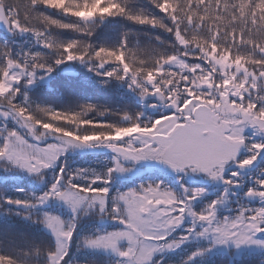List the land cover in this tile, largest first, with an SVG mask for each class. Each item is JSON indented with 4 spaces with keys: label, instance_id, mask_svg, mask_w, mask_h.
<instances>
[{
    "label": "trees",
    "instance_id": "trees-1",
    "mask_svg": "<svg viewBox=\"0 0 264 264\" xmlns=\"http://www.w3.org/2000/svg\"><path fill=\"white\" fill-rule=\"evenodd\" d=\"M0 3L13 30L12 36L0 31V103L18 111L23 108L21 114L28 124L38 133L44 132V136L64 134L55 131L61 129L77 137L98 135L106 144L96 140L90 143L108 146L112 142L105 137L115 131L131 130L134 126L148 131L155 121L175 112L176 109L170 108L174 102L181 109L189 94L201 97L210 89L217 93L222 76L210 57L224 59L254 76L261 74L256 92L246 95L243 102H254L257 110L264 109V0H0ZM67 63L75 66L77 76L62 73ZM10 64L18 66L13 68L15 72L22 69V73L2 91ZM229 71L233 73L235 68ZM154 88L169 97L164 104L166 108H146L142 99L148 101ZM43 124L53 127L45 130ZM21 127L14 114L0 108V147L6 135ZM253 135L245 134L240 161L255 154L252 146L260 139L256 137L253 141ZM130 139L124 137L114 144L133 150L136 144L129 143ZM249 149L252 153L247 154ZM123 160L127 161L121 166L124 171H118L121 176L115 177L116 162L122 163L117 154L89 152L84 148L60 154L55 166L49 167L53 178L49 179L45 173L40 187L27 177L18 178L8 169H0V264L49 263L55 243L53 236L43 230L41 217L44 213H58L64 218L67 215L46 208V212L40 211L39 224L34 214L24 212L23 207L30 208L37 202L58 174L67 183L71 179L72 183L94 191L107 188L105 215L115 222L93 217L76 224L62 264H134L137 254L146 251L147 255V248L155 246L158 248L152 252L149 264H264V249L239 255H236L239 247L214 252L209 233V228L221 229L227 224L229 227L239 213L244 217L240 222L244 233L255 210L263 208L264 200H249L251 197L246 193L249 188L256 191L259 180L264 179V174L257 172L264 169V157L256 170L233 169L212 185L195 182L159 165L135 164L147 169L139 174L128 173L126 169L135 165ZM233 171L238 173L240 187H231L229 201L220 207L223 202L216 190L225 192L224 181ZM149 186L168 190L174 197L173 211L165 214L166 220L173 221L172 226L147 230L149 225L144 232L133 235L131 241L119 243L123 251L133 250L125 257L109 251L98 252L85 244V240L123 229L125 213L110 212L116 198L121 193ZM183 187L186 192L182 193ZM193 190H199V195L194 196ZM25 201L31 204L24 205ZM213 201L217 203L213 205ZM210 205L218 210L216 217L202 221L200 216L207 214ZM187 208L196 213L197 226L188 219L193 216ZM177 217H182L178 223ZM161 236L164 238L160 239ZM254 239L264 240V233H256ZM169 244L173 246L167 247Z\"/></svg>",
    "mask_w": 264,
    "mask_h": 264
},
{
    "label": "rangeland",
    "instance_id": "rangeland-1",
    "mask_svg": "<svg viewBox=\"0 0 264 264\" xmlns=\"http://www.w3.org/2000/svg\"><path fill=\"white\" fill-rule=\"evenodd\" d=\"M176 57H172L171 60L176 61ZM210 60L215 65V67L220 71V76H222V81L219 90H217V93L215 94V91L213 92L211 89L208 93H206L204 96L196 97L195 95L189 94V99L185 103L181 109H179L176 106V102L172 104L170 108L176 109L174 113L166 115L165 118L155 121L153 124H151V127L147 130L137 129L136 126H134L131 130L125 129V131H115L112 135H107L105 137L106 140L112 142V146H119L115 145L114 143H117L118 140H121L124 137L131 138L129 143H134L136 146L132 150L133 153L136 155L146 157L149 159H164L168 160L170 162H175L178 165L181 163L183 166H188V171H190L193 175L197 174V171H193L192 168L196 166L194 163V159H206L208 157H220L226 153V151L230 150V147L232 145L237 146V151L235 152L234 157L229 156L227 160L223 162V167L230 164L233 161L241 162L242 164L245 161H249L248 164H253V161L251 163V159L254 157H257V154L260 151V147H264V132H260L255 127L249 126L245 121L246 119H252L259 122H264V109L257 110L255 106L253 105L254 102L244 103V98L246 95H248L251 92H256L257 87V80L259 79L260 75L254 76L252 73L247 72L242 68L235 65H232L231 63L227 62L224 59L214 58L210 57ZM12 65V66H11ZM15 64H10L8 67V71L4 75V81L2 83V91L7 89L8 86H10L17 78L16 76L18 73H22V69H19V72H15L13 68H15ZM235 68V71L232 73L229 71V69ZM11 70V71H10ZM150 99H142L144 101L146 108H154L157 107L160 108H166L165 102L169 99V97H164L163 93L158 91V89L154 88L151 89V93L149 96ZM155 100V101H154ZM264 101V100H262ZM143 103V104H144ZM145 110V108H143ZM126 116V115H125ZM181 120V121H180ZM180 121V122H178ZM17 127V125H16ZM219 129V139L220 141L228 146L227 148H219L214 143L210 144V137L216 136V130ZM242 129V131H241ZM22 130V131H21ZM21 130H18L16 134L18 136L23 137L25 140L28 141V143L33 145H38L39 147H46L47 145L53 144V145H63L65 141H58L53 142L49 141L47 143H38L34 140H32L28 133L23 130L21 127ZM33 132L36 135H40L36 131V129L32 128ZM165 130H167L165 133H163ZM100 130H97L99 132ZM254 134L253 135V141L254 138L258 137L261 142L260 144H257L252 146V152L256 153V155L248 156L246 160L240 161V156L237 158L240 152L243 151V140L245 134ZM9 135V134H8ZM95 137H98V135H93ZM90 136V137H93ZM7 137V135H6ZM88 137V136H86ZM14 139V138H13ZM104 139V138H103ZM99 138L96 140L98 143H101L105 145V140ZM117 139V140H116ZM259 146V147H258ZM82 150V147L80 146H69L62 154L67 152H74ZM251 150L247 152V154L252 153ZM246 154V155H247ZM241 155V154H240ZM124 159V158H123ZM122 157L119 156V162L120 166L124 165L127 162L124 161ZM119 164L116 162V165ZM55 166V161L49 166ZM115 165V168H116ZM135 165V163H134ZM131 166V165H129ZM136 166V165H135ZM131 166L130 168H127L128 173L130 171L132 174H139L145 171L147 168H143L140 166L136 167ZM49 167H43L38 173H30L26 169L21 168L17 166L11 159H8L7 157H0V169H8L9 172L17 174L16 176L18 178L21 177H27L28 179L34 181L37 187H40V185L43 183L44 178L43 175L47 173L49 175V179L53 178L54 174L50 171ZM219 165L215 162L211 164V171L218 170ZM264 168V167H263ZM243 171H248L243 169ZM258 174H264V169L261 172V169H258ZM199 175L202 177H210L207 172L198 171ZM231 174V173H230ZM114 175V174H113ZM120 174L118 171H116L115 177H118ZM126 174H123L124 177ZM121 176V175H120ZM234 176H229L225 180V185L223 184V187L225 188V192H221L218 189L216 190L218 193H215L218 195V199L223 204L220 205V207H225L228 200V194L230 193L231 183L237 182L239 183L240 178L238 174ZM57 181V179H56ZM54 181V182H56ZM227 181V182H226ZM53 182V183H54ZM33 183V184H34ZM34 184V186H35ZM69 183H67L62 177L60 180V187L62 189L68 188ZM50 188V187H49ZM148 189V188H147ZM157 189V193H151V192H145V189L135 191V195H129V204H125L119 199V196L116 198V205L119 207V212L125 213L126 221L124 222V228L112 232H120V231H127L130 232L131 239H133V235L137 236V233L144 232L141 228H138L135 224H130L131 217L129 216V209L131 207H139V203L143 201L145 205L150 206L151 210H154L158 215L154 217H150L147 214L142 216V219L144 220H152L153 223L156 225L159 224V221H161V226H172L167 224V222L170 220H166V215L168 212H172V202L174 200V197L171 198V203H165V195L166 193H171L168 190L164 189ZM185 187L181 189V192H186ZM262 189L260 186H258L256 192L261 191ZM75 191V190H73ZM130 193V191L125 192ZM89 199L92 198V196H105V208L106 202H107V193H103L99 190L97 191H91L88 194ZM249 200H255V199H261L259 196H250ZM173 199V200H172ZM226 203V204H225ZM264 208V203L262 204ZM48 206V207H46ZM41 207V208H40ZM188 207V206H187ZM43 208V209H42ZM46 208H51L54 212H65V216L67 215V218L62 217L58 213H53L47 215L55 216L60 218L63 221L62 227L65 228V223L68 226L69 223H73L75 226L76 224H79L84 218H98L99 221L102 222H109L114 223L108 215H105L106 209L101 212L99 207L98 200H94L92 202V206H89L88 201L85 200L82 202L79 206H77L76 211L73 212L72 208L62 199L55 198V197H49L47 200H44L43 202H35L33 205L29 207H23L24 212H32L34 214V220H38L40 224V211L46 212ZM188 210V208H187ZM189 211V210H188ZM212 211L213 215L206 219V222L210 221V219H215L216 212H218L217 209H209L207 211V214L204 216H208L209 212ZM110 212H113V210H110ZM78 214L80 217L77 219ZM41 217L42 222V228L45 230V232L50 233L53 236V241L55 243L54 250L49 255V263L53 264V256H63L62 250L58 253L57 243L55 234L53 231L44 223V216ZM239 217H241V214H238ZM189 220H193L194 224L196 226L198 225L196 222V217L190 218L188 216ZM237 220V218H236ZM233 219V221H236ZM172 221V220H171ZM210 225V224H209ZM209 225L206 226L209 228ZM211 226V225H210ZM228 226V224H227ZM222 226L221 229L224 233H227L229 236L238 238L241 235L246 234V230H243L244 233H242V229L240 226V223L229 224V227ZM53 227H56L55 221L53 220ZM75 228V227H74ZM146 228V227H145ZM157 227H148L147 230L154 229ZM211 241L213 243V247L211 249H215L214 252H219V250L223 252H229L234 247H239L240 251L236 253V255H239L241 253L251 252L255 250H263L264 245H258V244H240L237 246L234 244L231 239L226 243H216L214 242V237L219 236L220 232H218V229H211ZM104 235V234H103ZM141 238V235H140ZM129 238H123L121 241L118 242L123 244L124 241H131ZM155 246V245H154ZM153 246V247H154ZM92 249L101 252V251H109L114 252V254H118L116 251H113L111 248L105 249L103 247H94L90 246ZM150 247L151 244H150ZM246 247V248H245ZM120 248V247H119ZM156 248V246L154 247ZM260 248V249H259ZM121 249V248H120ZM144 250V249H142ZM147 250H149L147 248ZM156 251V250H155ZM133 250L131 251V253ZM146 256V251L143 253L136 255V260L134 258V264H149L151 257L146 260L144 257Z\"/></svg>",
    "mask_w": 264,
    "mask_h": 264
},
{
    "label": "snow or ice",
    "instance_id": "snow-or-ice-1",
    "mask_svg": "<svg viewBox=\"0 0 264 264\" xmlns=\"http://www.w3.org/2000/svg\"><path fill=\"white\" fill-rule=\"evenodd\" d=\"M72 57H69L71 59ZM119 59V57H117ZM51 71V69H49ZM20 113L24 112V109L21 108ZM55 115V114H53ZM7 116V114H5ZM249 126L257 128L258 131L264 132V122H257L256 120L252 119H246L245 121ZM37 125L40 124L39 121L36 122ZM27 127L31 130L33 126L31 124H28ZM42 127L45 130L52 129L51 124H43ZM57 132H64V135L66 137H69V139H66L63 145H47L46 147H39L38 145H33L28 143L27 140H25L23 137L18 136L13 130L9 133L7 137L4 138L3 146L0 147V157H7L8 159H11L13 163H15L17 166L26 169L30 173H38L43 167H49L56 159L57 157L62 154L69 146H80L82 144H87L92 140H98L99 137H77L74 133L67 132L65 130L61 129H55ZM242 131V129H241ZM219 132L220 130H216V136L210 137V144H215L219 148H227L228 146L224 145L220 139H219ZM44 132H41L39 136L34 135V139L37 141L40 140L41 136H44ZM14 138V139H13ZM259 147V146H258ZM264 150V147H260V151ZM237 151V146L232 145L230 147V150L226 151V153L220 157H208L206 159H194V163L196 164L195 167L192 168L193 171H203L207 172L212 177H219L221 172L223 171V162L229 158V156L235 155V152ZM142 157L134 156L132 157L133 160H139ZM256 159V157L251 159V163ZM171 166L175 169L178 167L177 163L170 162ZM215 162L219 165L218 170L211 171V164ZM244 163L248 164L249 161H245ZM180 169H183V164L181 163L179 165ZM116 171H124V168L121 167L119 164L116 165ZM63 169H61L62 173ZM112 169L109 170L111 172ZM74 175V174H73ZM235 175V173H233ZM60 180H61V174H58L57 181L52 183L49 190L43 193L41 195L37 202H43L44 200H47L49 197H55L62 199L65 201L73 210V212L76 211L77 206H79L82 202L85 200L88 201L89 206H92V202L94 200H98L100 211L103 212L105 208V196H92L91 199L88 197V193L93 191L92 188H89L87 186H81L75 183H72L71 179L69 180L68 188L62 189L60 187ZM227 182V181H226ZM260 188L262 189L259 192H256L254 189L249 188L246 195L249 196H259L262 200H264V179L259 180ZM75 190V191H73ZM99 191L103 193H107L108 189H100ZM145 192H151V193H157V189L155 187L149 186L148 189L144 190ZM135 195V191L131 190L130 193H121L119 196V199L124 202L125 204H129V195ZM194 196L199 195V190H193L192 193ZM165 195V203H171V193H166ZM8 202L13 203V201L9 200ZM16 204H21L20 201H16ZM213 205L216 204V201L212 202ZM24 205H30L31 203L28 201H25L23 203ZM113 212L118 213L119 207L115 204H113ZM211 209V205L209 206ZM183 211V209H181ZM189 213L195 217L196 213H192L189 209ZM147 214L150 217H154L158 215L154 210L150 209V206L145 205L143 201L139 203V207H131L129 209V216L130 224H135L138 228H141L143 231L145 227L151 225L152 227H160L161 225H156L153 223L152 220H144L142 219V216ZM213 215V212L210 211L208 216L201 215L200 219L206 220L209 219ZM115 219V217H114ZM182 219V217H177L176 222L178 223L179 220ZM53 220L55 221L56 227H53ZM244 220V217H238L236 221H233V224L240 223ZM44 223L53 231L56 238L58 253L62 250L63 257L66 255L67 252V243L71 239L73 230L75 225L73 223H69L67 228L64 229L62 227L63 221L55 216L51 215H45L44 216ZM123 224V221L120 222ZM173 221L169 220L167 224L171 225ZM124 225V224H123ZM166 227V226H165ZM191 230V229H190ZM167 230H165L166 233ZM218 232H220L219 236L214 237V242L216 243H226L230 239L231 241L239 246L240 244H258V245H264V240H257L254 239L256 233H264V208H260L255 210V215L251 218V221L247 224L246 228V234L241 235L238 238H234L229 236L227 233H224L222 229H218ZM203 233H200L202 235ZM131 233L127 231H120V232H111L104 235L97 236L95 238H91L88 240H85V244L89 246L94 247H103L105 249L111 248L113 251H116L121 257L127 256L132 249L129 248L127 251H123L118 247V242L121 241L123 238H129L131 239ZM66 238V239H65ZM164 236H161L160 239H163ZM186 238V237H183ZM173 245L169 244L167 247H172ZM158 248V247H157ZM157 248H151L148 250L147 255L144 257V259L148 260L152 254L153 251L157 250ZM63 257L60 256H53V264H62ZM7 260L8 258H4Z\"/></svg>",
    "mask_w": 264,
    "mask_h": 264
},
{
    "label": "water",
    "instance_id": "water-1",
    "mask_svg": "<svg viewBox=\"0 0 264 264\" xmlns=\"http://www.w3.org/2000/svg\"><path fill=\"white\" fill-rule=\"evenodd\" d=\"M0 30H2L6 34L12 35L11 29H10V22H9V20L7 18L4 6L2 4H0ZM63 73H65L67 75H76V71H75V69H74V67L72 65H67V66L63 67ZM0 108L6 109V110L12 112L13 114H15L19 118V120L22 122L23 127L29 132L30 136L32 138L34 137L35 134L32 132V130H30L27 127L28 124H27L26 120L24 119V117L17 110H15L14 108H12V107H10L8 105H4V104H0ZM52 139L66 140V139H69V137H66L64 135L55 134V135H49V136H46V137H40L39 141L40 142H44V141H49V140H52ZM34 140H36V139H34ZM81 146H83V147H85L88 150H91L93 152H98V153L109 152V153L120 154V155L126 157L127 159L133 161L134 163H137V164L143 165V166L162 165V166L170 168V169H172V170H174L176 172L182 173V174H184L187 177H191L187 172L184 171V168L180 169L179 165H178V167L174 169L171 166V163L166 162L167 160H163V159H152V160H150V159H147V158H144V157H142L139 160H133L132 157L137 156V155H135L132 152H130L129 150H126V149L121 148V147L94 148L88 143L87 144H82ZM263 155H264V150L261 151V153L258 156V159H257L256 163L253 166H242V167H244L246 169L254 168L256 166V164L258 163V161L262 158ZM139 157H141V156H139ZM230 167H232V166H229V167L225 168L221 172L220 176L226 171V169H229ZM216 178L217 177H212L213 180H215ZM202 182L203 183H208L209 179L203 180Z\"/></svg>",
    "mask_w": 264,
    "mask_h": 264
}]
</instances>
